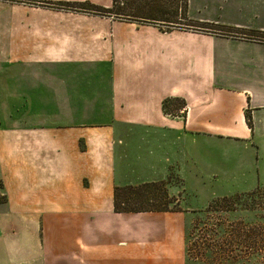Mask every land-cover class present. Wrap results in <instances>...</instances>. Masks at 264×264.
<instances>
[{
	"label": "crops",
	"instance_id": "obj_1",
	"mask_svg": "<svg viewBox=\"0 0 264 264\" xmlns=\"http://www.w3.org/2000/svg\"><path fill=\"white\" fill-rule=\"evenodd\" d=\"M61 2L112 5L0 0V264H187L197 209L116 212L114 190L264 189V0H188L201 27L169 30Z\"/></svg>",
	"mask_w": 264,
	"mask_h": 264
},
{
	"label": "rangeland",
	"instance_id": "obj_2",
	"mask_svg": "<svg viewBox=\"0 0 264 264\" xmlns=\"http://www.w3.org/2000/svg\"><path fill=\"white\" fill-rule=\"evenodd\" d=\"M165 3L168 13L170 0ZM159 17L163 19L164 14ZM164 185L168 199L161 197V191H153L148 194L151 201L145 203L143 198L139 207H160L165 201L169 210L197 209L187 227V264H264V189L199 210L206 200L185 192L180 182Z\"/></svg>",
	"mask_w": 264,
	"mask_h": 264
},
{
	"label": "trees",
	"instance_id": "obj_3",
	"mask_svg": "<svg viewBox=\"0 0 264 264\" xmlns=\"http://www.w3.org/2000/svg\"><path fill=\"white\" fill-rule=\"evenodd\" d=\"M187 1L188 0H172L171 7L173 16V21H162L159 17L161 14H166L164 11L166 9L165 0H112V5L109 8H103L96 6L94 4L83 2V3H68L61 2L53 5H57L60 8L66 10H72L82 13H88L98 16L110 17L120 21L137 22V23H150L153 25H158L160 27H165V30H169L170 27H196L197 25L187 19ZM159 15V16H158ZM164 19V18H163ZM201 27V26H197ZM205 29H211L214 31H223L220 28H211L208 26H203ZM182 103L178 99L165 100L162 104L164 113L170 111V107H173L175 111L180 110ZM168 184V183H167ZM164 182L141 184L138 186H126L115 188L114 190V210L116 212H175V210L167 209V203L165 201L160 207L149 206L148 204L139 207L142 199L144 198L145 203L151 201L148 194L153 193V191H161V197L168 199ZM147 192V193H146ZM243 194L220 198L211 201L210 205H216L221 203H226L232 198H237ZM171 203V201H168ZM168 203V204H169ZM138 206V207H137ZM211 207V206H210ZM206 208V209H207ZM205 209V210H206ZM223 211H232V209L222 208ZM209 211V210H208Z\"/></svg>",
	"mask_w": 264,
	"mask_h": 264
}]
</instances>
